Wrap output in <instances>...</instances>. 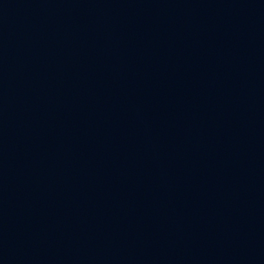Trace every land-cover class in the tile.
Here are the masks:
<instances>
[{"label":"water","instance_id":"1","mask_svg":"<svg viewBox=\"0 0 264 264\" xmlns=\"http://www.w3.org/2000/svg\"><path fill=\"white\" fill-rule=\"evenodd\" d=\"M0 264H264V0H0Z\"/></svg>","mask_w":264,"mask_h":264}]
</instances>
